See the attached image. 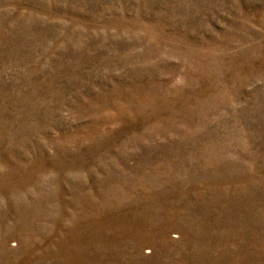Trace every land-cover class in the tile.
I'll list each match as a JSON object with an SVG mask.
<instances>
[{
    "label": "rangeland",
    "instance_id": "374dc122",
    "mask_svg": "<svg viewBox=\"0 0 264 264\" xmlns=\"http://www.w3.org/2000/svg\"><path fill=\"white\" fill-rule=\"evenodd\" d=\"M0 264H264V0H0Z\"/></svg>",
    "mask_w": 264,
    "mask_h": 264
}]
</instances>
